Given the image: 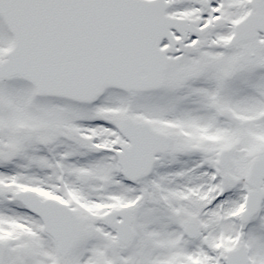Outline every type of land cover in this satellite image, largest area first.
Segmentation results:
<instances>
[{
    "label": "snow or ice",
    "instance_id": "1",
    "mask_svg": "<svg viewBox=\"0 0 264 264\" xmlns=\"http://www.w3.org/2000/svg\"><path fill=\"white\" fill-rule=\"evenodd\" d=\"M0 264H264V0H0Z\"/></svg>",
    "mask_w": 264,
    "mask_h": 264
}]
</instances>
